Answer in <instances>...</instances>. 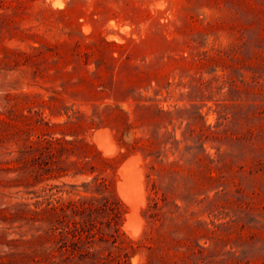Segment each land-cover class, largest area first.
Returning <instances> with one entry per match:
<instances>
[{"label":"rangeland","instance_id":"1","mask_svg":"<svg viewBox=\"0 0 264 264\" xmlns=\"http://www.w3.org/2000/svg\"><path fill=\"white\" fill-rule=\"evenodd\" d=\"M166 131L191 163L177 202L206 247L195 264H264V0H0V264L29 250L49 188L56 205L93 190L74 167L36 178L23 146L65 137L113 159L137 239L151 160L127 147Z\"/></svg>","mask_w":264,"mask_h":264},{"label":"trees","instance_id":"2","mask_svg":"<svg viewBox=\"0 0 264 264\" xmlns=\"http://www.w3.org/2000/svg\"><path fill=\"white\" fill-rule=\"evenodd\" d=\"M160 112L172 114L164 109ZM181 143L175 134L166 131L157 133L150 144L138 139L127 147L140 150L145 160H151V173L147 174L148 203L142 210L146 227L137 239L128 237L121 228L126 207L108 173L109 169L117 168L113 159L102 156L93 145H79L65 137L45 138L37 145L23 146L19 159L30 163V171L36 178L59 177L74 167L73 175L94 174L91 181L83 183L86 191L93 190L91 195L63 203L58 199L60 204L56 205L49 188L44 200L35 203L36 216L32 219L39 226L29 250L10 252L16 257L3 264H133L131 259L136 255L144 258L139 264H195L197 257L204 256L206 247L197 241L200 235L197 227L188 225L187 215L178 212L181 205L177 202L178 197L185 199L195 188L191 163L182 157L169 159V149L178 150ZM72 157L75 159L70 160ZM95 159L97 165L92 163ZM204 176L212 177L207 173ZM3 243L0 241V246Z\"/></svg>","mask_w":264,"mask_h":264},{"label":"bare ground","instance_id":"3","mask_svg":"<svg viewBox=\"0 0 264 264\" xmlns=\"http://www.w3.org/2000/svg\"><path fill=\"white\" fill-rule=\"evenodd\" d=\"M134 172V171H133ZM132 182V181H131ZM136 183L138 184V186L140 185V182H139V178L137 177L136 178ZM131 184V183H130Z\"/></svg>","mask_w":264,"mask_h":264}]
</instances>
